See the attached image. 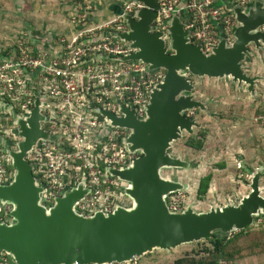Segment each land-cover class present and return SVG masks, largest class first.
I'll return each instance as SVG.
<instances>
[{
    "label": "water",
    "instance_id": "1",
    "mask_svg": "<svg viewBox=\"0 0 264 264\" xmlns=\"http://www.w3.org/2000/svg\"><path fill=\"white\" fill-rule=\"evenodd\" d=\"M137 1L146 7L134 14H125L121 6L114 9L124 15L129 28L113 34L134 49L119 59L141 60L150 70L163 69L165 75L152 89L145 118L124 105L121 116L98 110L113 124L129 129V150L140 153L128 167L110 168L113 175L128 182L124 192L132 205H119L111 213L80 214L76 205L90 191L83 182L58 196L51 206L42 202L45 186L38 182L27 154L40 139L53 136L42 127L41 121L48 118L41 113L37 99L31 116L23 119L16 114L18 132L25 139L18 142L16 150L8 147L14 175L9 183L0 185V200L13 205L12 221L0 222V250L16 264H123L155 249L171 250L211 238L216 232L236 233L264 214L260 170L254 174L251 191L238 204L204 211L193 204L184 210H171L168 196L186 185L163 175L165 168L194 166L170 151L175 141L185 133L193 134L200 125L197 117L187 112L208 109L194 93L193 76L232 79L255 95V86L263 77L250 75L245 62L264 49V0H253L246 7L223 0L238 20L236 40L229 45L223 36L207 53L192 41L184 16L168 20L166 39V32L156 30L154 23L158 0Z\"/></svg>",
    "mask_w": 264,
    "mask_h": 264
},
{
    "label": "built area",
    "instance_id": "2",
    "mask_svg": "<svg viewBox=\"0 0 264 264\" xmlns=\"http://www.w3.org/2000/svg\"><path fill=\"white\" fill-rule=\"evenodd\" d=\"M95 0H84L70 16L66 31L35 34L22 30L17 41L0 48V185L14 175L8 147L18 149L25 138L19 134L16 114L26 119L32 115L36 101L48 120L41 124L53 138L40 139L28 152L27 159L41 185L42 202L51 206L58 196L84 183L89 192L81 198L76 211L83 215L113 212L119 205L131 206L125 194L128 182L110 172L124 169L140 155L131 152L126 142L128 128L112 123L101 113L104 109L123 115L122 106L139 118L146 116V104L153 87L165 75L163 69L150 70L141 60L119 58L134 51L130 43L113 32H124L129 25L122 14L103 19L94 15ZM124 13L134 14L145 8L143 2L114 0ZM243 6L253 0H230ZM156 30L165 31L168 20L184 16L195 44L207 53L223 36L229 45L236 40L238 20L223 0H158ZM43 41V42H40ZM187 115L196 117L195 110ZM13 167V165H12ZM180 193L168 196L171 210L186 209ZM13 205L0 200V222H11ZM0 250V262L16 264ZM217 264H239L220 260Z\"/></svg>",
    "mask_w": 264,
    "mask_h": 264
},
{
    "label": "rangeland",
    "instance_id": "3",
    "mask_svg": "<svg viewBox=\"0 0 264 264\" xmlns=\"http://www.w3.org/2000/svg\"><path fill=\"white\" fill-rule=\"evenodd\" d=\"M27 5L19 0H0V48L17 41L22 31L23 13L27 9L35 11L34 1ZM31 5L33 8L29 9ZM11 26L16 28L12 32L9 31ZM249 59L248 73L263 77L255 86V95L245 85L237 87L232 79L192 77L197 85L194 93L208 109L195 110L200 125L195 127L193 134L185 133L175 141L170 151L194 166L163 170L165 177L186 185L176 192L180 193L186 208L193 204L198 211H204L218 205L238 204L251 191L254 174L259 170L260 190L264 196V49L256 51ZM198 134H201L202 149L186 145L190 136ZM208 174L212 175L209 189L200 199V181ZM235 246L242 251L237 256L239 264H264V214L255 217L249 233L241 236ZM209 248L212 244L203 239L171 250L155 249L133 261L135 264H175L177 259L184 257L207 261L213 257Z\"/></svg>",
    "mask_w": 264,
    "mask_h": 264
},
{
    "label": "crops",
    "instance_id": "4",
    "mask_svg": "<svg viewBox=\"0 0 264 264\" xmlns=\"http://www.w3.org/2000/svg\"><path fill=\"white\" fill-rule=\"evenodd\" d=\"M19 1L25 3L26 6H28L27 4L31 1L32 3L33 1L35 3L34 6L35 11L34 12L28 11L27 9V11L23 13L24 15L22 14L23 19L21 18V23H20L21 30H32L35 32V34L37 33L40 34L44 31L50 32V34H52L53 32L59 33L60 31H66L68 28H70L69 18L71 14L77 12L78 9H80V7H82V5L84 4V0H19ZM93 2H94L93 3L94 6L96 7L93 16L98 20L116 14L114 9L116 6H120L114 0H95ZM32 8L33 7L31 5L29 9ZM12 29H16V28H12L11 26V28H9V31L10 30H11L10 32L14 31ZM8 44L9 43H6L4 44V46ZM247 67H250V61L245 62V70L249 72V68ZM260 82L261 80L258 81V84Z\"/></svg>",
    "mask_w": 264,
    "mask_h": 264
},
{
    "label": "trees",
    "instance_id": "5",
    "mask_svg": "<svg viewBox=\"0 0 264 264\" xmlns=\"http://www.w3.org/2000/svg\"><path fill=\"white\" fill-rule=\"evenodd\" d=\"M250 61V59H248ZM201 134L190 136L187 141L186 145L200 150L203 147V142L200 139ZM200 139V140H199ZM13 169L12 165L10 166ZM212 175L208 174L207 176L203 177L200 181V185L198 188V196L200 199H203L204 196L207 194L209 189V184ZM251 230V226L246 227L243 230H240L232 235H226L221 232L214 234L213 237L208 238L207 240L210 241L212 244V248H209L208 251L212 254L209 260H195V259H188V258H179L176 260L175 264H217L220 260H236L239 254H242L240 248H236V242L240 239L241 236L246 235ZM10 261H13L10 259ZM0 264H4L1 263ZM129 264H135V262H130Z\"/></svg>",
    "mask_w": 264,
    "mask_h": 264
},
{
    "label": "flooded vegetation",
    "instance_id": "6",
    "mask_svg": "<svg viewBox=\"0 0 264 264\" xmlns=\"http://www.w3.org/2000/svg\"><path fill=\"white\" fill-rule=\"evenodd\" d=\"M195 110H197V109H195Z\"/></svg>",
    "mask_w": 264,
    "mask_h": 264
}]
</instances>
